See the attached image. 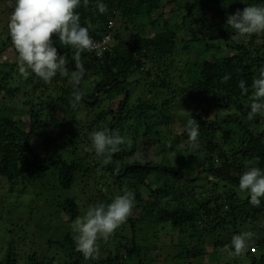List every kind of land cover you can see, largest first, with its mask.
Masks as SVG:
<instances>
[{"label":"trees","instance_id":"1","mask_svg":"<svg viewBox=\"0 0 264 264\" xmlns=\"http://www.w3.org/2000/svg\"><path fill=\"white\" fill-rule=\"evenodd\" d=\"M232 1L234 5L227 6L226 0H100L108 9L101 14L95 7L97 0H90L87 7L81 0L80 23L97 38L111 33L112 41L102 58L82 54L85 74L79 88L84 96L78 104L72 97L73 50L58 39L56 46L68 61L69 75H57L49 84L34 74L24 79L18 71L17 53L8 64L1 62L8 48L0 54V178L24 187L35 179L34 187L42 189L40 194L33 193L31 211L39 200L48 199L43 193L48 187L40 182L47 173L55 180V193L73 190L84 181L85 194L93 187L105 197L106 189L111 201L125 188L131 190L137 203L133 211L141 215L155 203L150 235L157 241L150 238L142 217H132L107 241L98 242L96 260H85L69 233L49 243L50 248L59 247L67 254L64 264H194L209 255L208 241L214 253L221 252L217 264H239L224 258L234 229L235 235L254 234L247 264H264V199L260 207H254L249 194L238 193L246 164L254 162L264 169V116L249 117L251 84L264 67V34L239 37L227 25L228 15L242 10L238 0ZM2 2L7 10L2 9ZM12 2L0 0V15L11 14ZM251 2L264 0H247L246 6ZM217 11L223 19L220 22L214 20ZM167 12L175 13V20ZM140 19L147 22L137 26ZM111 21L112 30L108 29ZM96 23L102 31L91 27ZM9 43V30L0 29V50ZM226 74L230 79L223 82ZM14 75L19 78L12 83ZM88 77L92 83L83 88ZM121 79L124 84L109 89ZM241 80L249 89L247 94L239 88ZM133 88L143 89L136 102ZM20 99L22 107L18 108L15 104ZM180 105L191 108L194 114L189 119L199 123V149L205 156L199 163L187 131L177 134L171 128V111ZM231 109V114H224ZM212 110L217 120L206 118ZM82 112L84 122L79 120ZM102 129L119 131L131 143L110 156H98L90 136ZM161 148L163 157L155 161ZM182 159L183 166L177 167ZM199 181L207 184L201 186ZM52 199L69 225L80 217L81 207L74 196ZM142 230L145 234L139 242ZM170 234L179 236L178 246L173 239H161L165 235L170 239ZM8 243L0 264H22L11 248L12 240ZM167 245L176 247L169 246V253ZM27 257L23 264L57 261L36 253Z\"/></svg>","mask_w":264,"mask_h":264},{"label":"clouds","instance_id":"2","mask_svg":"<svg viewBox=\"0 0 264 264\" xmlns=\"http://www.w3.org/2000/svg\"><path fill=\"white\" fill-rule=\"evenodd\" d=\"M82 2L87 7L90 0ZM9 6L13 11L8 30L18 54L20 75L27 79L34 74L46 84L51 83L57 75L68 76V61L58 51V39L61 45L73 50L75 71L71 74L72 97L74 104H78L84 96V92L77 87L85 74L82 54L95 52L98 57L103 55L100 44L93 39L88 28L80 23L77 9L81 7V0H15L14 6ZM95 7L101 14L108 11L107 6L100 0H97ZM226 23L239 37L264 34V6L247 5L243 10L237 9L235 13L228 15ZM229 79L230 75L226 74L222 81L227 82ZM239 88L243 94L249 91L244 80L239 82ZM251 89L249 117L264 116V67L260 68L258 77L252 81ZM185 130L195 153L200 148L199 123L192 118L187 122ZM90 139L92 150L98 156H110L119 152L121 145L131 143L119 131L112 132L109 129L92 132ZM245 167L246 170L239 178V189L249 194V203L252 206L260 207L261 200L264 199V169L256 166L254 162L246 164ZM134 196L131 190L125 188L111 203L90 206L83 217L74 220L71 228L76 251L85 260L98 259V242L107 241L127 222L135 207ZM254 243V234L251 231L243 232L234 235L230 244L225 245L224 251L229 257L238 258L245 255Z\"/></svg>","mask_w":264,"mask_h":264},{"label":"rangeland","instance_id":"3","mask_svg":"<svg viewBox=\"0 0 264 264\" xmlns=\"http://www.w3.org/2000/svg\"><path fill=\"white\" fill-rule=\"evenodd\" d=\"M12 4L13 0H9ZM237 3V0H235ZM238 4L240 5V8L243 10L244 7H246L247 0H238ZM227 6L234 5V2L232 0H226ZM251 5H257V6H264V3H258V2H251ZM2 9L7 10L6 4L2 2ZM168 18L171 17L173 20H175V13L167 12ZM217 15L214 14V20L216 22H220L223 19L219 17L218 11L216 12ZM233 14V13H232ZM11 15V14H10ZM10 15L7 14H1L0 15V29L3 33L8 32V22ZM230 15V14H229ZM226 19V18H225ZM227 20V19H226ZM162 21V20H161ZM146 20L141 21L137 20L136 25L141 26V24L146 23ZM163 22V21H162ZM161 22V23H162ZM130 27H133L132 24H127ZM91 27L97 28L98 30H103L97 23L91 24ZM149 30V29H147ZM11 43H9L6 47H8V50L6 51L7 54L3 55L1 58V62L4 64L12 63L17 57L14 46H10ZM10 46V47H9ZM1 54V53H0ZM10 58V61L9 59ZM8 69V67H6ZM10 69V68H9ZM178 76V75H177ZM19 78L18 75H14V79L12 80V83ZM92 83V78L88 77V80L85 82V85L83 88H86L87 86H90ZM178 83H181L178 80ZM55 90H57L55 88ZM133 101L136 102V100L142 96V88H133ZM58 93H55V96H57ZM19 103L15 104L16 107L21 108L22 107V99L18 101ZM231 111H225L224 114L228 115L231 114ZM194 114L192 112V109L188 108L187 106H175L174 110L171 111L172 119H171V128L173 129L174 133L182 134L187 126V122L190 120L189 116L191 114ZM17 118L16 120H20L21 116L19 115V112H17V115H15ZM216 113L214 110L210 111V113L206 116V118L211 120H217L215 117ZM24 119V117H23ZM86 119L85 112H82L79 115V120L81 122H84ZM187 120V121H186ZM49 138V133L45 135ZM39 142V139H38ZM34 148H36L37 142L33 144ZM201 146V145H200ZM162 149L161 148L157 154V157L154 156L155 161H160L163 157L162 155ZM56 151V150H55ZM196 153V158L198 161L196 163H199L203 161L204 159V152L199 149ZM186 155V152L184 151L183 156ZM167 157L172 158V154L167 153ZM186 158V157H185ZM183 166V159L178 161L177 167ZM94 175V171L92 176ZM107 176V175H106ZM52 175L50 173H47L44 175V177L41 179L40 182H43L44 185L48 187L47 191H44L43 193L45 195H48V199L46 200L41 199L37 203V208L34 210H30L29 204L31 203V197L33 193L40 194V191L42 188H40L38 185L34 187V181L35 179L31 180L27 187H24L22 185L17 186H11L9 183H7L6 179L0 178V261L3 259L5 252L8 248L9 241L12 240L11 248L14 251L15 255L21 260V263H25L27 260V256L32 255L33 253H36V255L39 258L46 257H54L56 258V264H64L65 260L67 259V254L62 251L59 247H52L50 248L49 243L61 241L65 235L68 233L74 237V233L72 231L71 225H69L66 222V216L59 211V208L57 207V201L55 199H52L53 196L56 199H67L68 197L74 196L81 207V213L80 217H83L88 208L90 206L98 205L99 203H104L105 205L111 203V196L109 193L106 192V189L103 191L105 192V197L102 196L101 193L95 191L93 187H90L88 189V192L85 194L86 191V185L84 181L79 183L77 187H73V190H60L59 193H55L53 191V186L55 183V180H52ZM89 182H93L92 179H88ZM38 180V179H36ZM200 185L203 184L206 185L207 182L199 181ZM49 187L52 188V190L49 192ZM73 191V194L71 193ZM77 191V192H76ZM238 193L245 197L248 195L247 192H239ZM60 196V197H58ZM55 200V201H54ZM155 204V203H154ZM154 204H150L149 209L147 210V213L144 215L140 212L136 213L133 211V214L129 217H142L143 221H145V228H147V232H152V219L153 214L151 213V210L154 208ZM36 206V205H34ZM137 206V203H135V207ZM141 206V204H140ZM134 207V209H135ZM152 214V215H151ZM22 219V220H19ZM12 221V222H11ZM12 223L14 224L10 228L8 225ZM8 227V228H7ZM239 229V228H237ZM241 231V229H239ZM231 236L233 237L236 234L235 229L233 231H230ZM145 232L143 230L139 233V242H142V238L144 237ZM189 233H187L185 236H188ZM143 236V237H142ZM172 237V238H171ZM150 238L153 240H156L152 235H150ZM164 240L168 239L169 241L173 239V243L178 246L180 238L178 235H171L170 239L168 235H165L164 237H161V239ZM184 239V238H183ZM168 241V242H169ZM186 241V240H185ZM184 241V243H185ZM167 242V243H168ZM165 243V242H164ZM167 245L165 248L166 252L170 253V248H174L176 246H170ZM213 244L211 241H208L207 245V256L202 257L200 260L194 262V264H217L218 263V257L221 255L220 250H218V253H214ZM102 247V246H101ZM167 247L169 249H167ZM177 250L174 249L173 251ZM225 261L235 260L239 264H247L249 262V257L247 254L238 257L236 259L229 257L228 255L224 256ZM76 262V261H74ZM182 262H178L177 264H181ZM160 264V263H158ZM164 264V263H163ZM166 264H172V263H166Z\"/></svg>","mask_w":264,"mask_h":264},{"label":"built area","instance_id":"4","mask_svg":"<svg viewBox=\"0 0 264 264\" xmlns=\"http://www.w3.org/2000/svg\"><path fill=\"white\" fill-rule=\"evenodd\" d=\"M113 28H114V22L111 21L108 23V29L112 30ZM90 35L93 37L95 41H97L100 44V47L103 50V55L98 57L95 52H90V53L93 54L94 56H97L98 58H102L107 53L108 48H110L109 45L112 41V34L111 33L103 34L101 38H97L96 35H94V33H90ZM251 251L255 252V249L252 248Z\"/></svg>","mask_w":264,"mask_h":264},{"label":"water","instance_id":"5","mask_svg":"<svg viewBox=\"0 0 264 264\" xmlns=\"http://www.w3.org/2000/svg\"><path fill=\"white\" fill-rule=\"evenodd\" d=\"M10 46H12V43H11V45ZM9 46V47H10ZM8 47H5V48H3L2 50H0V53H2L4 50H6ZM118 83H121V84H124L125 83V80H123V79H121V80H119L116 84H114L113 86H111L109 89H111V88H113L115 85H117ZM80 86V84L78 85V87ZM97 93H99V91L97 92ZM124 100H125V98H124ZM172 172H175V173H178V171H175V170H171ZM181 174V173H180ZM123 175V174H122ZM181 175H183V174H181ZM118 176H120V175H118ZM197 177H193V178H191V180H195Z\"/></svg>","mask_w":264,"mask_h":264}]
</instances>
